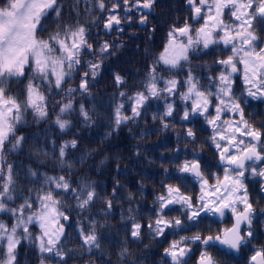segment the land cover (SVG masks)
I'll list each match as a JSON object with an SVG mask.
<instances>
[{
    "label": "snow or ice",
    "instance_id": "1",
    "mask_svg": "<svg viewBox=\"0 0 264 264\" xmlns=\"http://www.w3.org/2000/svg\"><path fill=\"white\" fill-rule=\"evenodd\" d=\"M155 2L123 0L128 12L133 7L151 10ZM187 4L190 19L199 27L186 21L183 26L170 28L167 43L148 69L143 91L128 97L132 101L131 116L124 115V105L119 104L114 124L119 128L141 116L152 99L163 100L162 114L153 119L159 120L164 129L172 126L168 118L175 119L176 115L189 125L200 122L195 118H202L211 129L204 143L215 149L217 171H211L201 150L189 151L174 172L165 169L168 179L175 183L161 184L163 192L156 196L148 220L143 222V216L129 208L124 231L133 241L140 240L144 232L153 240L163 238L168 244L163 254L170 258V264H189L193 245L199 253L195 264H221L218 257L231 258L232 253L244 248L253 252L249 264H264V245H252L256 208L246 183L250 176L259 177L260 191L264 192V120L255 123V116L246 113L243 106L247 98L264 101V0H187ZM98 7L115 13L120 3H113L109 9L104 0H99ZM53 14L56 27L49 31ZM62 18L61 0H0V213L9 214L7 222L0 219V264H18L17 249L23 240L36 244L40 264L56 258L57 264H67V253L59 246L65 231L60 221L69 220L62 210L67 194H72L81 210L94 208L98 199L94 184H79L65 175L46 176L35 196L32 189L21 195L19 173L7 159L26 139L17 134V126L28 113L38 121L49 120L55 113L53 123L64 131L73 126V120L64 115L77 111L75 105L79 104V116L86 123L93 120L84 104L75 99V93L90 92V81L99 74L105 55L113 54L112 45L104 41L96 49L84 24L79 20L61 23ZM140 22L146 23V16ZM120 23L113 14L104 28ZM201 51L211 54L216 65L207 86L191 67L183 79H178L185 64H190V54ZM85 53L96 60L85 61ZM76 79V87H66ZM115 82L123 85L124 79L117 74ZM13 85L18 89L15 93ZM57 96L60 98L53 103ZM173 97H178L182 106ZM180 135L192 144L199 139L192 126ZM69 147L77 149L78 141L62 144L60 158L66 156ZM29 175L37 177L39 173L29 170ZM193 180L199 185L195 195L188 188ZM118 188L119 181L113 196ZM106 205L108 209L113 207L111 200ZM260 211L264 213V209ZM37 228L39 234L34 232ZM80 235L89 252L100 248L95 221L88 230L81 228ZM169 236L174 238L168 240ZM126 252L124 249L121 255Z\"/></svg>",
    "mask_w": 264,
    "mask_h": 264
},
{
    "label": "trees",
    "instance_id": "2",
    "mask_svg": "<svg viewBox=\"0 0 264 264\" xmlns=\"http://www.w3.org/2000/svg\"><path fill=\"white\" fill-rule=\"evenodd\" d=\"M98 2L61 0L63 18L60 21L74 23L79 20L90 30V42L96 49L104 41L112 45L110 51L113 54L105 55L99 74L90 81V92L84 95L75 93V99L84 104L93 120L86 123L79 116V104L75 105L77 111L64 115L65 119L73 120V126L64 131L53 123L55 113L46 121H38L28 113L25 121L17 126V134L26 139L19 150L8 154L7 159L14 163L19 173L18 190L21 195L32 189L31 195L35 196V190L43 186L46 176L65 175L70 181L79 184L87 181L96 187L98 199L95 207L89 210L78 208L71 193L65 199L62 210L69 216V226L59 246L67 253V264H170V258L163 254L168 246L163 238L153 240L144 232L140 240L133 241L130 233L124 231L128 209H135L136 214L143 216V222H146L152 215L156 196L163 192L161 184L175 183L168 179L165 169L169 173L174 172L176 164L188 157L191 150H201L203 160L212 172H216L218 157L215 149L204 143L211 129L203 124L202 118H195L200 122L189 125L187 121H181L179 115L175 119L168 118L172 126L164 129L159 120L153 119L154 115L162 114L163 100L152 99L145 105L141 116L121 124L119 128L114 124V114L117 105L123 104L121 111L131 116L132 101L128 97L134 96L138 90L143 91L148 69L167 43L170 28L173 25L183 26L186 21L193 24L190 19L192 13L187 0H156L151 10L133 7L131 12L126 11L123 0H104L109 9L113 3H120L115 13L99 9ZM113 14L120 18L121 23L105 29V22ZM142 16H146V23L140 22ZM56 20L53 14L52 20L48 21L51 25L49 31L56 27ZM193 27L199 25L193 24ZM213 59L211 54L203 51L191 53L190 64H185L177 78L183 79L191 67L194 75L207 86V78L214 74L212 70L216 68ZM84 60L95 61L96 57L85 53ZM117 74L123 77V85L116 84ZM78 82V79L73 80L66 87H76ZM159 86L163 87V84ZM240 87H243L242 83ZM12 88L14 93L18 91L15 85ZM121 92L125 95L121 96ZM59 98L55 97L52 102ZM172 99L182 106L178 97ZM247 100L248 103L243 105L246 113L253 114L255 121L263 118L261 102ZM188 126H192L199 137L195 144L180 135ZM72 139L78 141V148H67L66 156L60 158L59 147ZM29 170L39 175L32 177ZM117 181L119 188L113 196ZM76 186L73 184V187ZM188 188L193 195L198 192L194 180ZM129 193L132 194L131 200ZM108 200L112 201L111 209L107 208ZM20 202L16 201L17 204ZM0 219L7 222L9 214L0 213ZM91 221H95L100 248L89 252L83 245L80 229L88 230ZM34 232L39 234V229ZM173 238L169 236L168 240ZM124 249L127 252L121 255ZM17 253L18 264H40L41 254L33 242L23 240ZM57 260H46L45 264H57Z\"/></svg>",
    "mask_w": 264,
    "mask_h": 264
},
{
    "label": "flooded vegetation",
    "instance_id": "3",
    "mask_svg": "<svg viewBox=\"0 0 264 264\" xmlns=\"http://www.w3.org/2000/svg\"><path fill=\"white\" fill-rule=\"evenodd\" d=\"M261 103L264 104V101H261ZM261 120H264V116L263 118L256 120L255 123L259 124ZM246 183L248 184L250 199L253 201L254 207L256 208V216L253 219L255 239L252 241V245L253 247L258 248L259 246L264 245V213L260 211L261 209H264V192H261L259 187L261 178L250 176ZM197 186L199 188L198 184ZM192 247L194 249L193 259L189 261V264H195V257L199 254L196 251V246L193 245ZM252 254L253 252L251 250L244 248L239 253H232L231 258L225 259L218 257V259H221V264H249V258Z\"/></svg>",
    "mask_w": 264,
    "mask_h": 264
},
{
    "label": "water",
    "instance_id": "4",
    "mask_svg": "<svg viewBox=\"0 0 264 264\" xmlns=\"http://www.w3.org/2000/svg\"><path fill=\"white\" fill-rule=\"evenodd\" d=\"M68 224V221L66 222V225ZM64 236H65V231H64V235L61 237V238H64Z\"/></svg>",
    "mask_w": 264,
    "mask_h": 264
}]
</instances>
